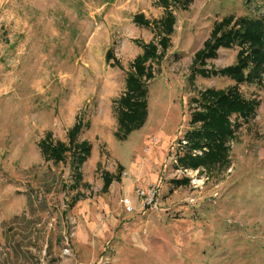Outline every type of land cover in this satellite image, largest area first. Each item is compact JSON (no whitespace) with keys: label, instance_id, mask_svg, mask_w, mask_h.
Segmentation results:
<instances>
[{"label":"rangeland","instance_id":"1","mask_svg":"<svg viewBox=\"0 0 264 264\" xmlns=\"http://www.w3.org/2000/svg\"><path fill=\"white\" fill-rule=\"evenodd\" d=\"M172 11L169 48L146 63V120L118 141L115 102L125 75L140 43L157 41L132 17L158 20L164 5L0 0V264H264V75L260 85L239 86L259 107L230 142L229 167L211 175L175 167L191 97L233 85L225 77L188 82L194 54L214 21L262 18L264 0H192ZM107 49L118 66L105 62ZM236 52L220 49L208 68L232 64ZM77 118V140L90 152L74 185L67 163L44 160L37 142L46 131L65 142ZM117 166L119 182L102 192L101 174ZM183 177L189 185L170 183ZM148 187L158 191L153 209L134 193Z\"/></svg>","mask_w":264,"mask_h":264},{"label":"trees","instance_id":"2","mask_svg":"<svg viewBox=\"0 0 264 264\" xmlns=\"http://www.w3.org/2000/svg\"><path fill=\"white\" fill-rule=\"evenodd\" d=\"M164 5V12L158 20H148L142 14L132 17L134 25L141 28H153L157 41L140 43L142 53L135 56L124 78V90L116 100V130L113 136L124 140L127 135L142 127L147 116V83L153 78L150 65L153 59H162L169 48L170 36L174 31V9H188L192 0H159ZM171 6V8H169ZM237 48L234 62L223 68L207 66L208 60L217 57L220 49ZM159 52V53H158ZM104 60L114 59L110 50L104 53ZM113 65L117 62L113 60ZM264 75V16L262 18L235 17L227 15L212 24L209 38L193 57L187 77L188 82L199 76L202 78L225 77L233 82L229 88H207L197 92L189 100V129L178 140L182 154L175 157L177 169H202L211 175L214 170L229 167V144L235 139L243 124L254 118L259 101L246 98L239 90L241 85H260ZM83 123L77 118L66 131V141L51 139L46 131L37 142L40 155L52 163H67L72 183L81 180L80 166L90 152L87 141H78L77 136ZM184 142V143H183ZM121 167L117 166L114 175L101 174V191L106 192L111 182H119ZM201 170V171H202ZM174 187L189 185L190 179H172ZM84 185V184H83ZM77 199H72L71 204Z\"/></svg>","mask_w":264,"mask_h":264},{"label":"built area","instance_id":"3","mask_svg":"<svg viewBox=\"0 0 264 264\" xmlns=\"http://www.w3.org/2000/svg\"><path fill=\"white\" fill-rule=\"evenodd\" d=\"M124 175V173H123ZM135 197L143 199V207L148 209L156 208L157 205V188L148 187L146 189L136 188L134 189ZM123 212L130 214L133 211V207L127 198H122L121 200Z\"/></svg>","mask_w":264,"mask_h":264}]
</instances>
